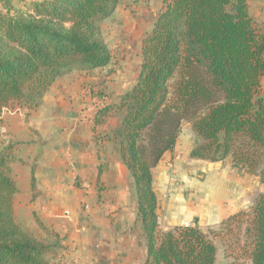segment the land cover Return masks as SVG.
<instances>
[{
	"label": "trees",
	"instance_id": "obj_1",
	"mask_svg": "<svg viewBox=\"0 0 264 264\" xmlns=\"http://www.w3.org/2000/svg\"><path fill=\"white\" fill-rule=\"evenodd\" d=\"M119 1L41 0L26 11H0V114L13 104L38 108L56 80L72 70L109 66L101 25ZM250 1L161 0V11L141 39L134 84L117 104L96 111L93 131L110 115L121 116L104 138L132 179L145 242L143 264L215 262L214 244L196 226L158 230L152 170L174 148L183 123L202 141L190 151L192 159L229 158L235 168L258 173L264 181V29L249 14ZM15 161L10 146L0 151V264H48L59 237L51 233L49 242L38 239L15 220ZM241 222L250 264H264V195L226 224Z\"/></svg>",
	"mask_w": 264,
	"mask_h": 264
},
{
	"label": "crops",
	"instance_id": "obj_2",
	"mask_svg": "<svg viewBox=\"0 0 264 264\" xmlns=\"http://www.w3.org/2000/svg\"><path fill=\"white\" fill-rule=\"evenodd\" d=\"M249 14L257 28L263 30L264 0H254ZM93 74L94 70H72L56 80L38 108L16 106L27 115H0V151L10 146L16 160L11 165L17 189L13 197L15 220L38 239L49 242L53 240L51 233L59 237V249L48 256V264L103 262L99 259V251L105 255L101 243L91 245L90 222L95 217L94 223H98L101 229L108 226L100 209L104 205L101 202L104 194L111 198L112 204L106 208L112 213V218L129 222L137 216L135 190L133 185L131 189L129 186L130 174L113 143L104 138L119 126L120 121H114L115 115L112 114L106 119L107 122L114 121L109 128L102 127L104 123L93 131L94 111L92 115H85L92 110L90 104L94 100L82 96L81 88ZM260 88L264 97V76L260 79ZM119 97L120 94L107 104H117ZM99 127L103 128V133H99ZM180 144L177 138L174 148L152 170L153 190L158 201L159 195L167 201L172 198L169 196L173 190H168L167 186V164L174 161ZM210 164L212 167L207 170L208 182L205 181V185L190 183L203 200L206 199V204H210L209 197L222 190H211V181L224 178L228 173L223 161ZM229 166L239 175H246L232 163ZM225 180L227 188L222 193L227 203L217 200L214 210L206 205L209 213L230 215L237 209H244L248 202L250 207L253 206L257 194L251 198V193L247 192L251 187H247L246 179L241 182L239 177L231 180L225 177ZM103 187L105 189L102 190ZM98 197L100 201L96 199ZM81 206L85 207L84 210ZM37 221L46 228V232L38 227ZM104 237L101 234L102 241H105Z\"/></svg>",
	"mask_w": 264,
	"mask_h": 264
},
{
	"label": "rangeland",
	"instance_id": "obj_3",
	"mask_svg": "<svg viewBox=\"0 0 264 264\" xmlns=\"http://www.w3.org/2000/svg\"><path fill=\"white\" fill-rule=\"evenodd\" d=\"M38 1L41 0H0V11L10 10L12 14L16 11H26L33 2ZM252 3H254V0L249 2V8ZM161 9V0H120L113 15L102 23L101 35L109 49L111 63L103 69L94 70L95 74H93L92 79L83 83L82 96L94 100L90 104L92 110L85 115H92L93 111V115H96L99 108L110 101H115L118 94L121 95L127 91L135 82L140 69L141 39L145 33L150 31L154 19ZM176 78L174 76L169 81V92L172 91ZM16 106L19 105L9 106L0 115H3V113L27 115L23 110L19 111ZM113 115H115L114 121H120V114ZM114 121H106L102 127L109 128ZM102 127L98 128L99 133H103ZM178 142H181L179 145L180 150L175 156H179V159L175 162L171 160L167 164L173 163L172 171L167 168L168 190H173L172 192L169 191V193L171 192L169 197L172 196L171 201L169 200V202L164 196L159 195L160 200L158 201L157 211L159 232H165L175 226H196L201 232L209 236L216 248L214 264H250L247 250H245L243 244L246 239L244 235L245 222L226 224L227 219L233 214L239 211L249 212L251 208L249 202L247 203L248 207L245 205L244 209H237L230 215L222 216L219 214L214 215V212L209 213L207 206L214 210V202L217 200L227 203V199L222 193L224 188H227L225 177L228 180L239 177L241 182L246 179L247 187H251L248 188L251 190H247V192L251 193V198L257 194L256 199L259 195H264V181H260L258 173L254 175L246 174L245 176L239 175L236 169L229 166L231 161L227 158L223 161V167L228 173L225 171L227 174L223 175L224 178L211 181L210 186L211 190L215 189L217 191L221 188L222 190L209 197L208 202L210 204H206V199L203 200L200 192L196 191V188H193L190 184L205 185L204 182H208L207 170L212 167V164L208 161L200 162L189 156L190 151L200 145L202 141L192 130L190 124L183 123ZM171 173H173L172 180L170 178ZM129 181L131 189V185H133L131 178ZM225 183L226 185H224ZM96 190L97 186H95ZM102 198L101 202L104 205L100 209L108 226L104 228L102 226L101 229L98 223H94L95 217L90 222L91 245L100 242V247H103L105 252V255H101L103 252L99 251V259L103 262L97 264H143L146 257L145 242L137 216L135 220L132 218V221L129 222L125 220L120 222L117 218H112L110 216L112 213L106 208L111 206V198L105 194ZM96 199L99 200V197ZM131 207L133 208V205ZM172 207L173 209H171ZM84 208V206H81L82 210ZM103 229L104 232L101 233ZM210 231L214 232L215 236L209 235ZM101 234L105 235L103 238L105 241H102Z\"/></svg>",
	"mask_w": 264,
	"mask_h": 264
},
{
	"label": "built area",
	"instance_id": "obj_4",
	"mask_svg": "<svg viewBox=\"0 0 264 264\" xmlns=\"http://www.w3.org/2000/svg\"><path fill=\"white\" fill-rule=\"evenodd\" d=\"M178 159H179V156H175V157H174V161H175V160H178ZM172 168H173V163L168 165V169H169L170 171H172ZM172 176H173V173H171V177H170L171 180L173 179Z\"/></svg>",
	"mask_w": 264,
	"mask_h": 264
},
{
	"label": "bare ground",
	"instance_id": "obj_5",
	"mask_svg": "<svg viewBox=\"0 0 264 264\" xmlns=\"http://www.w3.org/2000/svg\"><path fill=\"white\" fill-rule=\"evenodd\" d=\"M178 202V201H177ZM177 204V203H176ZM171 209H173V207L171 208ZM176 211V210H175ZM183 218V217H182Z\"/></svg>",
	"mask_w": 264,
	"mask_h": 264
}]
</instances>
